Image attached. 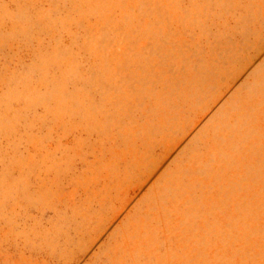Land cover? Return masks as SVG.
I'll return each instance as SVG.
<instances>
[{
  "label": "rangeland",
  "instance_id": "rangeland-1",
  "mask_svg": "<svg viewBox=\"0 0 264 264\" xmlns=\"http://www.w3.org/2000/svg\"><path fill=\"white\" fill-rule=\"evenodd\" d=\"M0 264H264V0H0Z\"/></svg>",
  "mask_w": 264,
  "mask_h": 264
}]
</instances>
